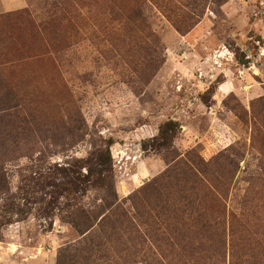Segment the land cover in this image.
I'll list each match as a JSON object with an SVG mask.
<instances>
[{"label": "rangeland", "instance_id": "374dc122", "mask_svg": "<svg viewBox=\"0 0 264 264\" xmlns=\"http://www.w3.org/2000/svg\"><path fill=\"white\" fill-rule=\"evenodd\" d=\"M0 264H264V0H0Z\"/></svg>", "mask_w": 264, "mask_h": 264}, {"label": "trees", "instance_id": "16d2710c", "mask_svg": "<svg viewBox=\"0 0 264 264\" xmlns=\"http://www.w3.org/2000/svg\"><path fill=\"white\" fill-rule=\"evenodd\" d=\"M44 30L46 31L47 28H44ZM49 46L50 43L46 41L45 47L49 48ZM238 62L246 67H248L249 64L251 63L250 60H246L245 57L243 58L238 57ZM178 129H179V124L173 121H168L163 125H161L159 129V137H158L159 144L168 145L169 142H171V140L175 137Z\"/></svg>", "mask_w": 264, "mask_h": 264}, {"label": "crops", "instance_id": "0c3cea01", "mask_svg": "<svg viewBox=\"0 0 264 264\" xmlns=\"http://www.w3.org/2000/svg\"><path fill=\"white\" fill-rule=\"evenodd\" d=\"M5 7H7V6H9V4H7V5H4ZM8 9V8H7Z\"/></svg>", "mask_w": 264, "mask_h": 264}]
</instances>
